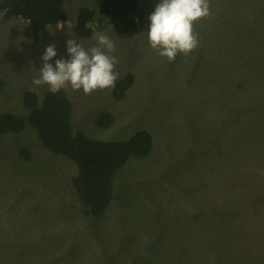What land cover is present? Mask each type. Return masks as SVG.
<instances>
[{
    "label": "rangeland",
    "instance_id": "obj_1",
    "mask_svg": "<svg viewBox=\"0 0 264 264\" xmlns=\"http://www.w3.org/2000/svg\"><path fill=\"white\" fill-rule=\"evenodd\" d=\"M140 2L144 27L122 36L97 0L66 1L68 20L83 6L96 12L91 24L116 45L117 80L136 76L122 100L113 88L66 91L74 131L114 141L147 129L153 152L128 159L96 216L72 184L76 164L36 129L0 135V264H264V0H210L211 15L195 25L199 46L175 62L147 40L159 0ZM26 21L0 12V113L22 117L26 91L41 103L48 92L32 83L47 46L55 66L70 58L68 39L96 44L56 24L27 39ZM105 112L115 116L108 127L98 122Z\"/></svg>",
    "mask_w": 264,
    "mask_h": 264
},
{
    "label": "trees",
    "instance_id": "obj_2",
    "mask_svg": "<svg viewBox=\"0 0 264 264\" xmlns=\"http://www.w3.org/2000/svg\"><path fill=\"white\" fill-rule=\"evenodd\" d=\"M67 0H0V12L5 18L21 17L26 24L22 29L24 37L38 40L48 25L57 21H67L65 8ZM99 13L108 20L118 35L136 33L142 30L146 21V11L140 0H97ZM97 16L96 12L83 6L79 9L75 30L82 37L93 35L91 28L85 27ZM136 81L133 72H128L117 80L112 90L116 100H122ZM3 81L0 79V88ZM24 103L29 109L26 117L14 113H0V135L20 133L27 126L36 129L44 145L56 154L64 155L77 166L72 178L78 196L88 206V213L101 216L106 213L114 200V179L131 156L145 157L153 152L154 137L147 129H139L126 140H104L93 138L83 131H74L71 124L73 103L66 90L51 93L43 100L37 92L28 90ZM115 120L112 112L99 116L103 127ZM27 159L29 150H21Z\"/></svg>",
    "mask_w": 264,
    "mask_h": 264
},
{
    "label": "clouds",
    "instance_id": "obj_3",
    "mask_svg": "<svg viewBox=\"0 0 264 264\" xmlns=\"http://www.w3.org/2000/svg\"><path fill=\"white\" fill-rule=\"evenodd\" d=\"M210 15V0H159L149 16V46L169 62H175L178 55L189 56L199 46L195 25ZM74 20L78 22L74 18L57 21L55 28L63 31L67 25L71 35ZM85 27L93 30L92 39L96 44L86 48L80 40L68 39L66 46L70 58L56 59L55 66L49 61L57 56L56 46H47L39 77L32 81L34 85H47L53 94L71 87L73 91L82 90L85 95L115 87L119 78L116 70L119 60L113 55L115 42L107 34L96 31L91 23Z\"/></svg>",
    "mask_w": 264,
    "mask_h": 264
}]
</instances>
